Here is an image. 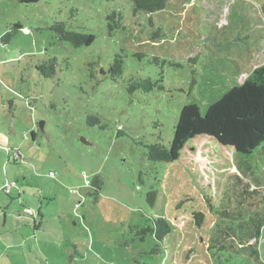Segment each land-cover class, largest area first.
<instances>
[{"label":"rangeland","instance_id":"obj_1","mask_svg":"<svg viewBox=\"0 0 264 264\" xmlns=\"http://www.w3.org/2000/svg\"><path fill=\"white\" fill-rule=\"evenodd\" d=\"M262 5L169 0L151 16L133 15L130 0H0V264H264V156L236 157L241 184L223 209L241 206L255 220L238 232L244 223L213 213L178 163L148 158L152 144L170 147L186 105L205 108L215 89L224 94L264 65ZM113 12L125 15V30L109 32ZM56 21L95 42H60ZM116 55L124 78L129 69L153 82L162 76L163 89L130 95L102 75ZM53 59L56 75L45 78L36 66ZM159 217L173 228L164 241L148 232ZM222 244L234 252L218 251Z\"/></svg>","mask_w":264,"mask_h":264},{"label":"trees","instance_id":"obj_2","mask_svg":"<svg viewBox=\"0 0 264 264\" xmlns=\"http://www.w3.org/2000/svg\"><path fill=\"white\" fill-rule=\"evenodd\" d=\"M39 1L19 0L20 4L26 6L37 4ZM130 1L133 15L148 14L153 16L165 11L169 4V0ZM261 11L264 14V5H262ZM73 17L74 15L70 19ZM124 22L125 15L123 13L113 12L112 15L108 16L109 32L115 33L119 30H125ZM15 27L19 30L23 29L20 25ZM51 30L60 42L69 43L75 48L89 47L96 40L95 35L78 31L74 24L65 21H56ZM158 35V33L155 34V36ZM11 36L8 33L2 41L8 44ZM137 56L140 55L137 54ZM123 58L121 55H116L114 62L107 71L101 69V74L109 76L116 83H126L130 95H135V93L150 94L157 86L163 89L161 83H163L164 77L162 76L160 80L153 82L151 77L136 76L129 69L126 78H124L127 70H125ZM194 61L188 62L190 64ZM154 62L159 64L160 58L154 57ZM162 62L164 65L168 63L172 66H181L167 60ZM57 66V60L53 59L37 65L36 69L45 78H53L56 75ZM221 94H223L222 91L215 89L209 95L210 98H214L213 102L205 108L199 103L186 105L182 109L174 128L173 141L170 147L161 142L152 144L149 147L148 158L155 163H178L193 178V184L205 196L206 203L213 213L221 218H234L235 222L242 221L244 223H238L237 227L233 226V230L238 232L246 224L251 226L255 220H250L248 210L241 206L236 207L234 215L230 210H225L223 207L225 206V198L230 197L231 188L241 184V179L237 176L236 162H244V160L240 161L236 157L246 158L255 154L264 156V65L254 69L242 84L231 87L230 91L218 98ZM215 99L217 100L215 101ZM245 162L252 165L251 162ZM254 164L258 166V163ZM228 184L231 186L227 193L224 188ZM92 186L98 191L100 190L97 182ZM236 192L240 197L243 196L238 190ZM156 200L157 193L153 191L149 194L148 201L152 206H155ZM195 220L198 225H201L204 221V215L196 213ZM153 223V228H149L148 232L151 231L159 241H164L173 232L170 223L162 217L155 219ZM259 228L254 233L256 238L259 235ZM214 242L216 244L222 243L221 241ZM230 247L235 248L232 245ZM216 248L220 252H234L224 244ZM238 253L240 254L241 251ZM253 256H257V254L253 253ZM256 259L259 258L256 257ZM241 260L244 264H254L252 259L241 257Z\"/></svg>","mask_w":264,"mask_h":264},{"label":"built area","instance_id":"obj_3","mask_svg":"<svg viewBox=\"0 0 264 264\" xmlns=\"http://www.w3.org/2000/svg\"><path fill=\"white\" fill-rule=\"evenodd\" d=\"M28 32V31H27ZM15 155H14V158L15 159H19V158H21V160H22V157H21V154H20V152L19 151H15ZM16 184H14L13 186H15ZM11 190H12V186L10 185V183L9 184H7V186H5V187H3V192L5 193V194H9L10 192H11Z\"/></svg>","mask_w":264,"mask_h":264},{"label":"water","instance_id":"obj_4","mask_svg":"<svg viewBox=\"0 0 264 264\" xmlns=\"http://www.w3.org/2000/svg\"><path fill=\"white\" fill-rule=\"evenodd\" d=\"M41 128H42V126H41Z\"/></svg>","mask_w":264,"mask_h":264}]
</instances>
